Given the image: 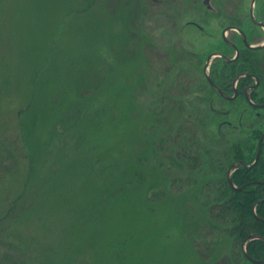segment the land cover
<instances>
[{
  "label": "rangeland",
  "instance_id": "1",
  "mask_svg": "<svg viewBox=\"0 0 264 264\" xmlns=\"http://www.w3.org/2000/svg\"><path fill=\"white\" fill-rule=\"evenodd\" d=\"M195 1L174 13L153 0H0V264H242L229 234L207 228L202 175L185 160L195 154L162 137L163 114L198 130L170 134L177 147L217 131L191 123L192 101L177 104L204 86L215 48L196 30L185 46L175 35L202 22ZM251 2L212 0V32L248 18ZM256 9L264 21V0ZM167 46L205 50L201 69L174 78Z\"/></svg>",
  "mask_w": 264,
  "mask_h": 264
},
{
  "label": "flooded vegetation",
  "instance_id": "2",
  "mask_svg": "<svg viewBox=\"0 0 264 264\" xmlns=\"http://www.w3.org/2000/svg\"><path fill=\"white\" fill-rule=\"evenodd\" d=\"M211 1H203V8L205 7L206 11L202 12V22L193 20L180 27L173 26L175 35L182 46H185L182 36L189 29L198 31L215 43V48L210 45L211 49L210 52L207 51L202 69L205 78L204 86L195 90L193 94H184L177 100L181 101L182 105H189L190 100L195 104V108H199L191 110L187 114L189 120H194H191V123L199 122L205 127L216 125L217 133L222 139H228L229 134L233 133L243 134L247 142L252 141L257 144V155L258 145L264 135V73L256 71L251 65L252 62L247 58V54L248 52H259L261 53L260 59L264 60V48L252 49L248 47V45L255 47L264 45V21L259 18L256 9L259 0L255 5V20L257 22L253 21L250 10L248 18L245 17L244 12L237 11L238 16L235 15L234 20L232 19L230 24L222 28L220 35L210 29V17L214 13ZM184 4L196 6L198 3L195 0H153L152 2V5L163 6L166 9L169 8L168 10H173V7L179 5L184 6ZM179 11L180 9L173 10L174 13ZM249 20L252 22L253 28L249 26ZM194 23L199 24L205 31H201ZM221 47H226V49ZM166 48H171L167 52L170 65H173L172 62L175 65L181 64L174 78L178 76L179 72L186 70L188 65L199 70L203 56L206 54L205 50L193 52L182 47L167 46ZM222 103L229 105V108L218 107L217 104ZM205 111L207 115H205Z\"/></svg>",
  "mask_w": 264,
  "mask_h": 264
},
{
  "label": "trees",
  "instance_id": "3",
  "mask_svg": "<svg viewBox=\"0 0 264 264\" xmlns=\"http://www.w3.org/2000/svg\"><path fill=\"white\" fill-rule=\"evenodd\" d=\"M260 54L259 52H248L247 58L258 73H264V60L260 59ZM177 104L181 108L185 107L181 102ZM159 118L168 123L163 128L162 134V137L168 138L166 142L170 143L168 150L174 151L179 156L183 151L187 154H195V156H186L185 153L188 159L185 160L188 162V170H196L197 174L202 175L200 183L199 181V184L197 183L200 185L198 192L195 194L201 205L208 210L207 228H217L220 232H227L229 234L227 239L232 244L235 258L239 259L242 264H254L246 258L242 246L251 235L260 234L264 237V150L255 166L251 169L240 167L233 174L232 178L236 186H246L242 191H235L228 182L227 170L235 162L244 161L246 164H252L256 155V143L247 142L243 134L236 136L234 141L228 142L227 139L220 138L213 128L207 129L208 131L204 130L202 133L208 141L197 139L195 142L193 139L191 142L194 141V144L182 142L177 147L175 142L170 141V134L176 133V136H180L184 133L185 136L198 138V130L179 128L176 132L171 127L167 115L164 117L163 114ZM227 142L228 144L224 146L223 144ZM221 154L224 156H219ZM31 165V163L27 164L28 169ZM255 205H257L256 213L254 212ZM13 211L19 212L18 207L13 205ZM248 251L254 260L264 261V241H252ZM44 263H49L46 255H43L40 261V264Z\"/></svg>",
  "mask_w": 264,
  "mask_h": 264
},
{
  "label": "water",
  "instance_id": "4",
  "mask_svg": "<svg viewBox=\"0 0 264 264\" xmlns=\"http://www.w3.org/2000/svg\"><path fill=\"white\" fill-rule=\"evenodd\" d=\"M256 2L257 0H252L251 2V7H250V12H251V17L253 18V21L257 22L255 20V5H256ZM201 31H205V29L203 27H201L199 24L197 23H194ZM248 45V44H247ZM248 47L252 48V49H263L264 48V45H261V46H258V47H255V46H249ZM263 140H264V135H263V138L261 140V142L259 143L258 145V150H257V155H256V160L255 162L252 164V165H247L245 162H237V163H234L233 165H231V167L228 169L227 171V179H228V182L231 186V188L235 191H242L246 188V186L244 187H238L234 184L233 182V173L240 167L242 168H245V169H251L255 164H257L260 156H261V153H262V148H263ZM263 202V201H262ZM256 207L257 205H255L254 207V212L256 213ZM255 240H262L264 241V237L260 234H255V235H251L246 241L245 243L243 244L242 248H243V251H244V254L246 256V258L254 263V264H264V261H257V260H254L250 254H249V251H248V247L250 245V243L252 241H255Z\"/></svg>",
  "mask_w": 264,
  "mask_h": 264
}]
</instances>
